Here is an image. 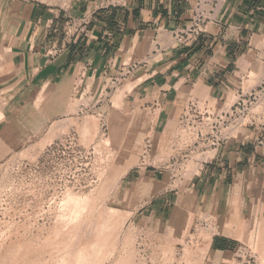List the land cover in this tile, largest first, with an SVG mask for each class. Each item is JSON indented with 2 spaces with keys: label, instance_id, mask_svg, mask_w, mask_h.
Returning a JSON list of instances; mask_svg holds the SVG:
<instances>
[{
  "label": "crops",
  "instance_id": "crops-1",
  "mask_svg": "<svg viewBox=\"0 0 264 264\" xmlns=\"http://www.w3.org/2000/svg\"><path fill=\"white\" fill-rule=\"evenodd\" d=\"M198 4L211 20L198 38L179 39ZM85 16L87 31L78 33ZM257 36H264V0H123L96 10L76 3L51 9L36 0H0V91L8 97L0 148L27 143L44 125L66 116L74 90L103 91L118 78L124 97L117 111L131 118L124 127L143 140L140 156L147 141L155 154L166 145L172 151L166 161L141 162L123 175L127 193L153 192L140 208L151 209L158 221L178 209L185 212L189 204L215 213L223 227L210 243L217 254L233 250L253 232L264 242V145L258 144L264 135L263 85L253 106L258 110L251 109L254 124L232 128L229 140L211 148L175 200L164 195L168 184L159 187L184 160L186 150L176 144L191 96L215 107L261 86L251 84L257 68L259 78L264 74V47ZM136 63L125 75L123 70ZM117 121L122 119L113 115L111 127ZM22 123L33 126L28 136L20 132Z\"/></svg>",
  "mask_w": 264,
  "mask_h": 264
},
{
  "label": "rangeland",
  "instance_id": "rangeland-1",
  "mask_svg": "<svg viewBox=\"0 0 264 264\" xmlns=\"http://www.w3.org/2000/svg\"><path fill=\"white\" fill-rule=\"evenodd\" d=\"M36 1L51 9L76 3L91 10L123 2ZM81 28L78 33H83ZM256 38L264 47V36ZM2 52L1 48L0 62ZM1 69L0 65V79ZM254 72L251 84L262 85L261 67ZM113 81L107 88L102 85L103 91L74 90L66 116L44 125L27 143L0 148V264H240L235 255L240 244L251 246L258 253V264H264L259 233L217 254L210 245L211 234L199 226L203 209L189 204L183 207L185 212L178 209L158 221L150 216L151 209L140 208L153 192L143 197L135 190L127 193L124 174L141 162L166 161L172 151L166 145L167 150L155 154L154 149L146 161L140 159L143 140L139 142L134 129L124 127L132 124L131 118L117 111L124 94L118 93L121 84ZM7 101L0 91V120ZM255 107L253 111L258 110ZM113 115L122 122L111 127ZM28 125L20 124L24 136L34 130ZM210 154L197 150L180 161L174 175L167 173L159 184H168L164 195L171 193L175 200L177 191L180 195L188 187L199 160ZM186 196H181L183 206ZM210 215L216 219L215 213ZM216 223L220 229L221 222L216 219Z\"/></svg>",
  "mask_w": 264,
  "mask_h": 264
},
{
  "label": "built area",
  "instance_id": "built-area-1",
  "mask_svg": "<svg viewBox=\"0 0 264 264\" xmlns=\"http://www.w3.org/2000/svg\"><path fill=\"white\" fill-rule=\"evenodd\" d=\"M204 10L200 4L197 5L191 24L180 31L178 34L179 39L183 35L198 38L204 32L205 24L211 20V17ZM83 22L81 30L86 32L88 23L86 16L83 18ZM137 65L136 63L127 66V69L123 70L124 74H131L137 68ZM114 80L113 83L120 84L121 82L118 78ZM262 85L258 89L251 88L241 91L231 104L215 107L206 99L191 96L188 99L185 112L180 118L181 135L176 144V147L185 148L186 151L183 152L184 160L191 158L197 150H202L206 154L210 152L211 148L221 147L224 141L229 140V132L232 128L242 124H254L250 115L251 109L260 97ZM258 144L264 145V135L258 140ZM152 148V143L147 141L144 159L151 154ZM209 157L202 160L206 161ZM199 226L209 232L212 239L221 233L216 219L208 212H204L199 219ZM235 255L240 264H258V253L253 251L252 247L247 244H240Z\"/></svg>",
  "mask_w": 264,
  "mask_h": 264
},
{
  "label": "bare ground",
  "instance_id": "bare-ground-1",
  "mask_svg": "<svg viewBox=\"0 0 264 264\" xmlns=\"http://www.w3.org/2000/svg\"><path fill=\"white\" fill-rule=\"evenodd\" d=\"M26 108V107H25ZM20 121V120H19Z\"/></svg>",
  "mask_w": 264,
  "mask_h": 264
}]
</instances>
